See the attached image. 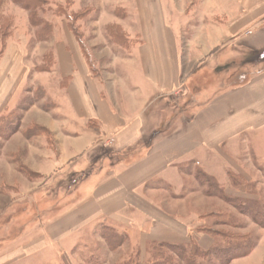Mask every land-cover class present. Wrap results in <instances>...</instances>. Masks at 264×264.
<instances>
[{
    "label": "crops",
    "instance_id": "0c3cea01",
    "mask_svg": "<svg viewBox=\"0 0 264 264\" xmlns=\"http://www.w3.org/2000/svg\"><path fill=\"white\" fill-rule=\"evenodd\" d=\"M134 2L132 21L120 22L123 51L104 69L74 34L56 43L54 67L38 79L55 105L52 111L28 107L19 132L5 141L2 163L7 173L22 174L28 189L31 173L42 175L31 184L45 190L63 174L87 172L76 186L74 177L71 202L54 219L59 227L51 235L59 242L100 223L125 233L141 253L150 242L189 244L193 236L211 248L154 195L166 192L170 203L184 199L192 175L187 163L219 177L228 150L264 132V0H204L201 19L187 26L179 21L183 6ZM24 51L16 57L21 74L7 69L0 83V109L2 102L12 105L17 85L31 72ZM238 61L251 67L246 82L204 86L210 70L215 78H237ZM51 77L47 87L41 78ZM191 92L194 100L180 107ZM221 185L238 192L231 182Z\"/></svg>",
    "mask_w": 264,
    "mask_h": 264
},
{
    "label": "rangeland",
    "instance_id": "374dc122",
    "mask_svg": "<svg viewBox=\"0 0 264 264\" xmlns=\"http://www.w3.org/2000/svg\"><path fill=\"white\" fill-rule=\"evenodd\" d=\"M134 1L41 0L40 6L34 7V3L27 0H0V62L7 52L0 67V83L6 78L7 69L21 74V63L16 57L23 49L27 59L25 63L30 65L31 71L25 72L21 84L17 85L12 105L2 102L0 109V264H123L137 261L141 264H187L188 260H193L195 264H222L215 254L216 247L234 249L236 246L241 247L238 253L248 250V254L235 257L225 264H264V132H254L247 137L248 140L241 139L237 148H230V156L226 157V162L223 161L225 164L219 177L211 176L193 162L187 163L184 170L192 175L184 199L170 203L166 192L154 195L166 209L189 220L192 229L204 235L205 242H211L213 249L197 258L184 253L183 249L170 247L164 248V257L152 258L149 253L152 242L147 246V252L141 253V247L136 246L133 240L124 238L120 242L115 238L112 241L106 239L100 223L59 242L51 235L56 234L59 227L54 219L65 212L64 207L71 202L74 177H77L76 186L87 176V172L63 174L62 181L47 182L45 190L38 189V184H31L41 179L42 175L31 173L28 174L31 186L28 189L22 174L7 173L2 163L5 160V141L19 132L28 107L36 104L52 111L55 105L52 93L48 94L38 79L40 73L53 69L56 43L64 39L67 41L74 34L86 54L91 56L92 51L100 58L98 64L102 68L109 66L113 55L118 54L119 49L123 51L118 47L125 34L120 22L127 18V21H132ZM203 1L162 0L163 5L173 7V10L177 6L185 7L186 13L179 15V21L186 26L201 19L198 7ZM187 32L192 34L193 31L188 28ZM124 52H129V48ZM241 62L238 61V68L235 67L237 78H215L213 70H210L203 79L204 86L214 87L225 80L227 83L246 82L251 67ZM256 64H259L258 61ZM28 75L30 80L27 79ZM16 80L14 78V87ZM42 80L47 87L53 83L52 77ZM193 100L191 92L179 105L187 107ZM52 145L53 142L50 143ZM230 174L239 182H246L248 190L229 192L223 188L221 181L230 186ZM215 185L221 188H214ZM221 189L227 197L221 193ZM25 200L30 207L28 210ZM28 235L29 238L23 239ZM190 243V246L199 244L194 236ZM69 248L70 254L67 253Z\"/></svg>",
    "mask_w": 264,
    "mask_h": 264
},
{
    "label": "trees",
    "instance_id": "16d2710c",
    "mask_svg": "<svg viewBox=\"0 0 264 264\" xmlns=\"http://www.w3.org/2000/svg\"><path fill=\"white\" fill-rule=\"evenodd\" d=\"M23 1H25V0H23ZM27 1L34 3V5H33L34 7H37L39 5V3H41V0H27ZM229 180L231 182V185L235 189L240 190L242 192L248 190L247 185H246V182H244L243 180L239 182L234 177L233 174H230L229 175ZM213 187L214 188H216V187L217 188H221L219 185H217V186L215 185ZM221 193L224 194L223 191H222V189H221ZM229 198H231V197H229ZM236 201H238V200H236ZM237 205L238 206H241L240 203H237ZM256 217L258 218V216H256ZM102 227H103V230H104L103 232H105L103 235H104V237L106 239H109L110 238V241H112V238H115L118 241L120 240V242H122V240L124 238L127 240V236H126L125 233H121V232L117 231L113 227H109V226H105V225L102 226ZM120 242H119V244H120ZM189 244H191V243H189ZM189 244L185 245V244H176V243H169V242H152V245H150V248H149V253H150V256L152 258L164 257L163 256L164 248L165 247H170L172 249H175V248H177L179 250L181 249V251L183 249V252L184 253H189V254H191V256L197 258L199 255L203 256L204 254H208V252H210L211 249H213V247L204 249L203 247H201L197 243H194V246L193 245L190 246ZM216 248H218V249H216L217 251H216L215 254H216L217 258L219 259V261L222 264H225L226 262L229 263L230 260H232L235 257H239L242 254L243 255L248 254V250L245 251V252H242V253H238L239 251H241L240 250L241 247H239V246H236L234 249H232V248L224 249L222 247H216ZM189 261L190 260L187 261V264H195V262L193 260L190 261V263H189ZM123 264H141V263H140V261H137L136 263L133 262V263H123Z\"/></svg>",
    "mask_w": 264,
    "mask_h": 264
}]
</instances>
